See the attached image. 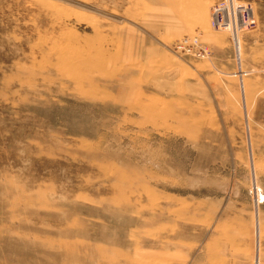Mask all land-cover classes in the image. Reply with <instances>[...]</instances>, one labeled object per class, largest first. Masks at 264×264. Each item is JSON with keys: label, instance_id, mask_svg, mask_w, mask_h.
Segmentation results:
<instances>
[{"label": "rangeland", "instance_id": "rangeland-1", "mask_svg": "<svg viewBox=\"0 0 264 264\" xmlns=\"http://www.w3.org/2000/svg\"><path fill=\"white\" fill-rule=\"evenodd\" d=\"M224 1L0 0V264H264V0Z\"/></svg>", "mask_w": 264, "mask_h": 264}, {"label": "built area", "instance_id": "built-area-1", "mask_svg": "<svg viewBox=\"0 0 264 264\" xmlns=\"http://www.w3.org/2000/svg\"><path fill=\"white\" fill-rule=\"evenodd\" d=\"M212 28L236 37L239 33L255 27L251 7L248 3L238 0H225L216 4L211 12ZM176 53L205 58L206 48L202 47L198 37H183L173 46Z\"/></svg>", "mask_w": 264, "mask_h": 264}]
</instances>
